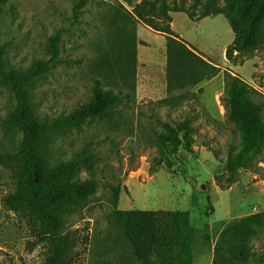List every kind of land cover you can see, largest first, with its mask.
Listing matches in <instances>:
<instances>
[{"label": "rangeland", "instance_id": "1", "mask_svg": "<svg viewBox=\"0 0 264 264\" xmlns=\"http://www.w3.org/2000/svg\"><path fill=\"white\" fill-rule=\"evenodd\" d=\"M119 4L118 0H7L0 13V43L6 47L8 68H26L35 58L48 59L50 38L62 30L64 62L32 86L41 118H55L89 101L96 80L104 89L128 94L113 118L90 120L58 135L50 146L53 162L71 158L85 144H91L97 155L91 171H80V177L94 185L93 201L73 212L65 226L75 242L73 264H141L115 215L117 209L188 211L197 230L193 264H212L227 224L264 214V152L234 177L226 172L228 156L240 149L241 136L221 100L230 74L242 77L264 103V43L230 61L226 49L235 34L224 15L194 20L175 13L174 31L196 48L195 63L201 66L203 79L194 86L169 89L166 36L141 23L136 24L133 65L126 66L123 75L119 72L115 47L106 36L109 29L115 31L112 20ZM103 59L108 61L104 68ZM182 95L188 97L178 103ZM15 104L14 96L0 86V151H15L20 144L21 134L4 122ZM186 118L193 131L184 136L182 145L162 146L158 137L165 132V123ZM188 141L190 149L185 146ZM14 187L10 171L1 166L0 264H46L47 242L37 235L26 213H15L4 202ZM114 188L121 190L117 206ZM251 247L247 264H264V222L256 227Z\"/></svg>", "mask_w": 264, "mask_h": 264}, {"label": "trees", "instance_id": "2", "mask_svg": "<svg viewBox=\"0 0 264 264\" xmlns=\"http://www.w3.org/2000/svg\"><path fill=\"white\" fill-rule=\"evenodd\" d=\"M6 2L0 0V13ZM118 6L112 20L115 31L111 33L109 29L106 36L109 44H113L111 48L115 47L119 72L123 75L125 67L133 65L136 24L141 23L166 36L169 89L194 86L203 79L202 68L195 63L196 48L172 27L173 13L183 12L194 20L224 15L235 34L233 43L226 49L230 61L253 53L264 43V0H193L191 4L187 0H142L132 11L122 4ZM79 8L80 4L74 6L75 10ZM61 44L62 30H58L50 38L48 59L35 58L26 68H8L6 47L0 43V86L16 100L4 122L21 134L15 151H0V167L10 171L15 184L4 202L9 210L26 213L37 235L47 242L46 264H73L75 242L65 226L73 212L93 201L94 185L89 179H82L80 171H91L97 158L91 144H85L71 158L53 162L50 146L58 135L80 129L90 120L113 118L123 96L128 97L121 91L104 89L100 80H96L89 101L55 118H41L32 100V86L64 62ZM107 65L108 61L103 59L102 68ZM254 93L242 77L228 74L226 93L221 100L227 117L236 123L241 136L240 149L228 156L225 166L233 177L264 152V103ZM187 97L180 96L178 103ZM192 131L189 118L166 122L159 142L164 147H177ZM190 144L188 141L185 145L187 149ZM120 195V188H114L115 206ZM115 215L141 264H193L192 244L197 230L191 224L188 211L117 209ZM263 222L264 214L257 213L227 224L216 243L212 264H247L256 227Z\"/></svg>", "mask_w": 264, "mask_h": 264}, {"label": "crops", "instance_id": "3", "mask_svg": "<svg viewBox=\"0 0 264 264\" xmlns=\"http://www.w3.org/2000/svg\"><path fill=\"white\" fill-rule=\"evenodd\" d=\"M122 5H124L128 10L132 11L134 9V7L141 2L142 0H118ZM174 14L173 13V23H172V27L174 29ZM157 35H162L160 33H157ZM163 36V35H162ZM141 39L139 38V41Z\"/></svg>", "mask_w": 264, "mask_h": 264}]
</instances>
